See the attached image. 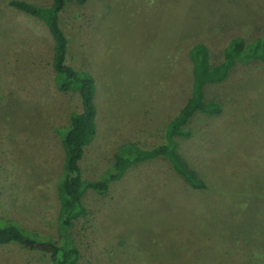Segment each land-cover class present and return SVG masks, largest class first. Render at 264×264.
Returning <instances> with one entry per match:
<instances>
[{
	"label": "rangeland",
	"instance_id": "rangeland-1",
	"mask_svg": "<svg viewBox=\"0 0 264 264\" xmlns=\"http://www.w3.org/2000/svg\"><path fill=\"white\" fill-rule=\"evenodd\" d=\"M0 0V217L58 237L60 129L81 111L79 96L55 88L46 26ZM61 26L68 64L97 81L98 135L81 162L98 181L125 145L165 143L167 124L192 93L189 51L206 45L211 64L232 39L264 38V0H89L68 4ZM178 152L205 181L192 189L165 159L137 165L99 195L72 236L80 264H264V68L238 63L209 85ZM0 264H50L42 253L0 246Z\"/></svg>",
	"mask_w": 264,
	"mask_h": 264
},
{
	"label": "trees",
	"instance_id": "trees-1",
	"mask_svg": "<svg viewBox=\"0 0 264 264\" xmlns=\"http://www.w3.org/2000/svg\"><path fill=\"white\" fill-rule=\"evenodd\" d=\"M89 0H53L49 7H41L25 1H13L10 5L19 12L38 19L47 28L52 41V70L55 88L63 93L79 96L81 111L70 116L69 126L60 129L64 151L62 176L57 186L59 200L58 237H43L29 231L11 219L0 217V246L16 244L26 250L42 253L50 264H80L81 252L74 242L72 229L79 219L87 215L83 204L85 194L91 190L106 196L112 184L121 181L133 167L159 158L167 160L175 172L194 190H205V181L178 152V138H189L188 125L198 112L209 116L222 113L218 103L206 101L205 89L209 85L228 80L238 63L259 61L264 68V38L247 44L240 37L234 38L223 51V60L211 64L209 48L196 44L189 51L193 66L192 93L180 112L167 124L165 143L151 149L135 144L121 147L110 169L98 181L85 180L81 162L87 148L98 135L97 81L87 71H79L68 64L70 40L61 26V14L68 4L84 6Z\"/></svg>",
	"mask_w": 264,
	"mask_h": 264
}]
</instances>
